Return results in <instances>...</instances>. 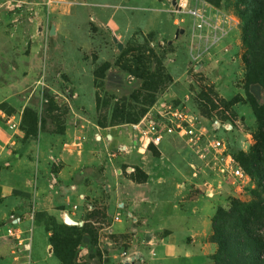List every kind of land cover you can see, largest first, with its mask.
Here are the masks:
<instances>
[{"label": "rangeland", "instance_id": "obj_1", "mask_svg": "<svg viewBox=\"0 0 264 264\" xmlns=\"http://www.w3.org/2000/svg\"><path fill=\"white\" fill-rule=\"evenodd\" d=\"M172 1L0 0V88L20 79L22 72L27 74L36 41L42 66L38 80L26 91L0 103L4 114L0 115V129L10 131L11 140H23L37 133L38 123L61 128L72 108L92 113L100 126L127 124L140 120L160 101L202 113L211 120L210 126L216 120L230 121L233 130L222 136L248 174V182L215 184L212 195L206 193L204 181L212 182L213 175L203 171L194 175L201 163L189 158L190 150L183 143L151 145L139 158L130 147H120L129 154L124 158V181L141 194L139 210L134 211L141 218L135 222L133 212L129 213L132 223L151 229L155 219L159 220L154 214L160 213L163 205L168 213L186 212L191 217L208 204L214 210V232L220 210L250 213L249 207L255 208L264 199V160L259 168L243 161L260 144V119L254 104L264 106V83L250 81L246 63L255 45L246 42L242 14L255 16V11L243 0H205L240 19L226 41L229 52L224 54L223 44L215 47L207 38L193 35L191 17L178 12ZM261 3L264 0L254 1L251 7ZM160 12L173 19L177 28L173 35L169 28L165 29L168 34L154 29L151 21ZM180 17L185 20L179 22ZM256 24L259 31L250 37L264 48V16ZM258 51L264 53L261 48ZM254 67L260 69L257 63ZM215 79H220L219 84ZM261 117L264 120V109ZM9 120L16 126L12 128ZM2 168L3 162L0 171ZM78 221L69 224L48 212L36 217V222L44 225L49 249L60 264H116L120 244L129 240L128 235L101 232L88 218ZM263 227L260 223L262 231ZM62 254L66 255L64 261Z\"/></svg>", "mask_w": 264, "mask_h": 264}, {"label": "crops", "instance_id": "obj_2", "mask_svg": "<svg viewBox=\"0 0 264 264\" xmlns=\"http://www.w3.org/2000/svg\"><path fill=\"white\" fill-rule=\"evenodd\" d=\"M151 22L162 34H168L166 28L170 35L177 30L173 19L161 12L155 13ZM189 27L191 31V23ZM38 50L36 41L27 74L22 72L20 79L0 88V103L11 101V96L26 91L38 80L42 67ZM37 127L36 134L23 140H11V132L0 129V159L4 158L0 171V264H60L49 249L44 225L36 222L42 212L62 220L69 215L77 224L88 218L101 232L128 235L132 242L125 247L142 253L148 264H215L213 255L218 244L212 239L214 210L208 204L191 217L186 212L168 213L163 205L159 212L164 217L154 214L159 215L160 221L155 219L153 224L149 218L151 229L134 224L127 217L133 212L137 219L141 218L134 213L139 210L141 194L124 181L122 174L124 158L129 154L125 155L120 147L124 141L130 148L136 145L129 123L100 126L92 113L72 108L61 128L39 123ZM7 139L11 145H6ZM171 141L180 142L169 137L160 145ZM151 145L139 148L137 144L130 150L139 158ZM188 155L193 159L191 152ZM116 216L119 219H114ZM13 226L22 232L24 245H18L16 238L9 235ZM144 235L147 239L154 237V245L143 243Z\"/></svg>", "mask_w": 264, "mask_h": 264}, {"label": "built area", "instance_id": "obj_3", "mask_svg": "<svg viewBox=\"0 0 264 264\" xmlns=\"http://www.w3.org/2000/svg\"><path fill=\"white\" fill-rule=\"evenodd\" d=\"M201 1V4H199ZM177 0L178 12L191 17V31L193 35L207 38L215 47L221 46L229 52L230 47L226 42L232 36L234 30L238 28L239 17L227 11L225 8L214 6L205 0ZM179 22L184 21V17L178 18ZM0 115L4 116L2 111ZM210 119L202 113L190 111L183 105L160 101L156 103L138 122L129 123L136 137V145L148 147L151 144L160 145L169 137L177 138L183 143L193 155L196 163L201 165L195 167L194 175L202 171L211 177L204 181L206 193L212 195L215 184L222 187V182H232L233 184H247L248 174L235 158L227 145L222 133L233 130L234 125L230 121L222 122L216 120L210 126ZM11 127L16 126V122L8 121ZM222 128L218 129L220 127ZM221 130V131H219ZM136 145H132L135 147ZM127 150L128 146L121 147ZM119 219V216H116ZM137 222V217H133ZM9 235L16 238L18 245H24V236L17 228L10 227ZM153 238L142 237L143 243L152 246ZM132 240L125 243L131 244ZM121 243L122 249L116 264H148L146 257L138 252L131 251Z\"/></svg>", "mask_w": 264, "mask_h": 264}, {"label": "trees", "instance_id": "obj_4", "mask_svg": "<svg viewBox=\"0 0 264 264\" xmlns=\"http://www.w3.org/2000/svg\"><path fill=\"white\" fill-rule=\"evenodd\" d=\"M254 1L257 3L258 0H243L249 10L255 11V16L247 15L246 12L242 14L246 20V42L250 47L255 45L246 56V63L249 68L250 81L264 83V53L258 51V49L264 50V48L258 40L254 42L250 37L255 36V33L259 31L256 23H259L264 16V3L253 8L251 6ZM254 63H257L260 69L255 70ZM254 109L260 119V144L251 157L243 158V161L246 164L251 162L250 164L259 168L261 161L264 160V120L261 117L264 106L260 107L258 104H254ZM260 207L261 209L258 210ZM257 210L260 212V216H258ZM249 211L250 213L247 211L238 213V210L232 212L220 210L218 212L214 224V241L218 244V251L213 255L215 264H264V231L259 228L260 223L264 226V199L255 208L249 207ZM65 257L66 255L62 254V261Z\"/></svg>", "mask_w": 264, "mask_h": 264}, {"label": "water", "instance_id": "obj_5", "mask_svg": "<svg viewBox=\"0 0 264 264\" xmlns=\"http://www.w3.org/2000/svg\"><path fill=\"white\" fill-rule=\"evenodd\" d=\"M172 3H173V5L177 6V1L176 0H173ZM53 32H54V29H53ZM181 32H184V29H181ZM114 40L117 41L116 38ZM118 44H119V47L122 48V43H118ZM64 220H65L66 223H69V224H77V222L76 223L74 221L72 222V220H71L69 215H66Z\"/></svg>", "mask_w": 264, "mask_h": 264}, {"label": "bare ground", "instance_id": "obj_6", "mask_svg": "<svg viewBox=\"0 0 264 264\" xmlns=\"http://www.w3.org/2000/svg\"><path fill=\"white\" fill-rule=\"evenodd\" d=\"M71 218V217H70ZM72 222L74 221L75 223L77 222L76 220H74L73 218H71Z\"/></svg>", "mask_w": 264, "mask_h": 264}]
</instances>
